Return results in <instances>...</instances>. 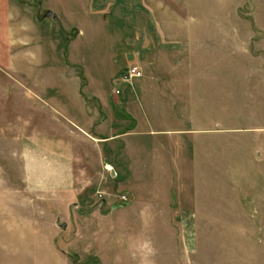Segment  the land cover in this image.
<instances>
[{
    "label": "rangeland",
    "instance_id": "obj_1",
    "mask_svg": "<svg viewBox=\"0 0 264 264\" xmlns=\"http://www.w3.org/2000/svg\"><path fill=\"white\" fill-rule=\"evenodd\" d=\"M3 2L0 264H264V0Z\"/></svg>",
    "mask_w": 264,
    "mask_h": 264
},
{
    "label": "crops",
    "instance_id": "obj_2",
    "mask_svg": "<svg viewBox=\"0 0 264 264\" xmlns=\"http://www.w3.org/2000/svg\"><path fill=\"white\" fill-rule=\"evenodd\" d=\"M3 0H0V11L3 9L5 4H3ZM11 6V3L7 1L6 7L7 10H9V7ZM20 17V12H14V14L10 15L9 11L7 16L5 17L7 20H16L17 18ZM2 19V17H0ZM17 35H19V32L17 31ZM40 99L41 96H39ZM82 99V98H81ZM80 99V101H81ZM63 98L57 97V96H51L47 98V101H50L51 107L54 108L55 111H57L62 117L66 118L69 120L72 124L74 125H80V126H92L95 122V120H91V110H90V105H86V102H90L89 99L83 100L85 103L80 105V107H83V109L80 111V114H76V112H79V110H75L73 105H69V103H64ZM79 100V99H77ZM72 101V100H70ZM88 108L89 110H84ZM264 111V107L261 108ZM95 115L92 114V117ZM93 119V118H92ZM264 129V128H263ZM264 132V131H263ZM41 147V146H40ZM46 150L43 154L45 155L42 159V164L41 165H56L57 168L59 169V172H56L57 178H62L63 181H67L70 179H73V169L71 167V159L68 155L60 152H53L51 147H44ZM50 149V151H49ZM47 158V159H46Z\"/></svg>",
    "mask_w": 264,
    "mask_h": 264
},
{
    "label": "built area",
    "instance_id": "obj_3",
    "mask_svg": "<svg viewBox=\"0 0 264 264\" xmlns=\"http://www.w3.org/2000/svg\"><path fill=\"white\" fill-rule=\"evenodd\" d=\"M143 76L142 69L138 65H131L125 71L123 75H121V80L124 83L131 82L133 79H139ZM118 94L120 90L116 91ZM123 199H126V196H123Z\"/></svg>",
    "mask_w": 264,
    "mask_h": 264
},
{
    "label": "water",
    "instance_id": "obj_4",
    "mask_svg": "<svg viewBox=\"0 0 264 264\" xmlns=\"http://www.w3.org/2000/svg\"><path fill=\"white\" fill-rule=\"evenodd\" d=\"M51 15H52V11L46 12V17H51ZM55 18H57V17H55ZM112 174L116 175V172L113 170Z\"/></svg>",
    "mask_w": 264,
    "mask_h": 264
}]
</instances>
